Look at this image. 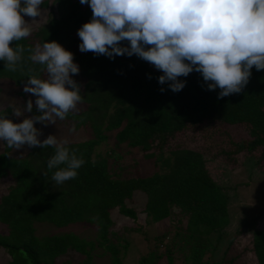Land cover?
Returning <instances> with one entry per match:
<instances>
[{
	"label": "trees",
	"instance_id": "trees-1",
	"mask_svg": "<svg viewBox=\"0 0 264 264\" xmlns=\"http://www.w3.org/2000/svg\"><path fill=\"white\" fill-rule=\"evenodd\" d=\"M40 8L48 9L46 22L33 28L27 38L12 42L11 46L22 45L25 52L15 72L0 60V78L18 86H25L31 75L47 78L45 66L32 63L27 49L59 42L79 65L73 79L82 97L59 121L74 129L86 127L89 136L68 141L70 152L84 164L74 179L62 184L52 180L58 169L47 168L54 148L29 147L26 154L12 156L13 148L2 145L0 178L8 177L10 183L0 194V248L9 255V264H89L94 241L72 231L37 235L38 222L93 227L110 264H122L119 251L126 244L119 243L111 229V215L115 211L135 221L137 211L127 203L136 191L145 196L140 211L146 218L169 219L178 228L174 239L188 248L183 264H219L210 260L211 255L203 256L210 247V234H216L218 241L228 224L229 193L213 179L207 161L220 159L227 168L238 162L264 173V70L253 66L243 90L223 98H219L221 90H209L208 82L195 70L179 77L186 81L185 87L173 92L171 82L159 83L163 73L135 54L110 58L80 51L78 30L93 18L89 5L80 0H43ZM31 112L42 114L34 105ZM10 114V107L1 113L2 117ZM183 136H188L189 144L180 140ZM175 137V144H170ZM110 138L113 145L98 151ZM122 143L152 157L153 171L140 175L124 167L126 174L118 172L115 148ZM166 235L154 236L153 248L137 264H159L162 257L165 264H174L175 240L160 250ZM250 249L256 263L264 264V229L251 232ZM69 250L84 259L58 261Z\"/></svg>",
	"mask_w": 264,
	"mask_h": 264
},
{
	"label": "clouds",
	"instance_id": "clouds-1",
	"mask_svg": "<svg viewBox=\"0 0 264 264\" xmlns=\"http://www.w3.org/2000/svg\"><path fill=\"white\" fill-rule=\"evenodd\" d=\"M43 0H0V60L15 72L25 48L20 41L31 34L25 17L35 20ZM92 9L93 18L78 30L81 52H93L114 58L137 55L163 74L173 92L181 91L186 81L179 79L194 70L202 74L208 89L219 88V98L239 93L249 82L253 66L264 70V0H80ZM128 44L122 46V42ZM150 46V47H146ZM28 59L45 66L47 78L31 75L25 93L37 97L35 105L42 114L17 123L0 117V140L8 148L52 147L55 154L47 168L54 172L52 180L62 184L77 176L84 164L68 141L56 135L46 139L37 122L56 124L63 120L82 100L80 87L73 79L79 65L73 53L57 41L27 49ZM31 71V69L29 70ZM165 89L161 88L163 92ZM29 99L23 110L13 108L19 117L31 112ZM63 166V167H61ZM47 175V173H44Z\"/></svg>",
	"mask_w": 264,
	"mask_h": 264
},
{
	"label": "rangeland",
	"instance_id": "rangeland-1",
	"mask_svg": "<svg viewBox=\"0 0 264 264\" xmlns=\"http://www.w3.org/2000/svg\"><path fill=\"white\" fill-rule=\"evenodd\" d=\"M47 17L48 9L40 8V15L35 20L27 16L25 20L29 23L32 30L45 23ZM150 65L155 68L152 64ZM23 89L24 86H18L8 79L0 78V117H2V111L8 107L11 108V114L6 117L14 122L20 123L25 118L35 116L32 112L27 111L19 117L14 115L13 108L23 110L29 99L36 106L35 100L37 97L31 93H25ZM35 126L42 132L39 137L41 141L49 135H56L58 140L66 139L67 141L80 140L89 136V130L86 127L81 126L74 129L69 127L67 123L60 122L59 119H57L56 124L45 125L37 122ZM187 137H180V140H184L186 144H189ZM113 142V139L110 138L108 143H101L97 150L103 152L106 146L108 144L113 145ZM175 142L176 137L171 140L170 144L174 145ZM4 143L6 142L0 140V150ZM28 149L29 146L27 145L20 149L13 148L10 154L12 156H21L26 154ZM115 152L119 154L116 159V170L121 174H126L124 167L126 170L137 172L140 175H147L154 169V159L152 157L146 158L143 151L138 148L128 147L122 143L115 148ZM237 164L238 162L232 165V168H227V165L220 159L213 158L207 161V168L211 176L229 193V200L228 224L221 232L222 237L218 241L215 239L216 234H210V247L207 249L203 259L211 255L210 260L217 261L219 264H257L250 249V237L253 230L264 229V173L249 170ZM9 183L8 177L0 178V194L6 191ZM144 201V194L136 191L133 198L127 203L137 211L135 221L112 211L111 216L114 224L111 229L116 232L119 243L126 244V249L120 248L119 251L122 264H137L138 258L153 248L154 236L161 234L167 235L164 237L160 250H163L166 245L169 246L172 239L175 240L176 245L173 248L174 264H183L188 248L186 245L184 246V243L174 239V232L178 228L169 219L152 222L149 218H146L140 211ZM136 229H139V231ZM62 231H72L80 237L94 241V247L90 250L89 264H110V256L97 243V232L93 227L80 224L57 227L44 222L35 223V234L37 235ZM60 258L58 261L64 260L70 263H80L84 259L83 255L73 250H69ZM9 260V255L0 248V264H9ZM165 262V258L162 257L159 264H165Z\"/></svg>",
	"mask_w": 264,
	"mask_h": 264
}]
</instances>
